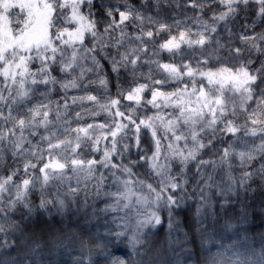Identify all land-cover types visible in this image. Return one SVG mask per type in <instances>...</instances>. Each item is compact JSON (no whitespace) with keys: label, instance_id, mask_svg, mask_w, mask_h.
<instances>
[{"label":"snow or ice","instance_id":"snow-or-ice-1","mask_svg":"<svg viewBox=\"0 0 264 264\" xmlns=\"http://www.w3.org/2000/svg\"><path fill=\"white\" fill-rule=\"evenodd\" d=\"M256 180L264 182V0H0L4 243L17 209L63 213L83 192L81 207L93 201L85 223L103 229L53 239L87 250L86 264L92 253L154 264L143 258L163 213L171 237L175 211L197 193V214L213 215V190L223 207ZM231 221L220 228L230 232ZM201 232L204 264H264V245L240 231L228 242L203 223ZM182 236L169 239L177 257L187 251ZM116 245L129 257L114 256Z\"/></svg>","mask_w":264,"mask_h":264},{"label":"trees","instance_id":"trees-1","mask_svg":"<svg viewBox=\"0 0 264 264\" xmlns=\"http://www.w3.org/2000/svg\"><path fill=\"white\" fill-rule=\"evenodd\" d=\"M160 59L162 62H168L169 54L161 53ZM105 67L107 68V65ZM112 92L115 93V88L112 89ZM57 95L59 94L57 93ZM145 95L150 98V94L146 93ZM148 114L151 115V112ZM99 119L102 120L103 117ZM142 144L145 148L149 147L147 135L144 136ZM129 158L133 160L138 158L135 148L131 150ZM203 158L211 157L205 155ZM192 168L195 169V167ZM135 171L143 174L146 172V168L140 167ZM219 178L220 174H217V179ZM84 195L81 192L77 198V204L70 205L63 213L57 212L53 207L47 209L21 207L13 212L11 219L14 226L4 237L9 243L0 240V264H86L82 257L90 255L87 250H81L75 244L69 245L67 241L60 244L53 239L54 235L58 239V234L62 232H79L88 236L98 227L103 229L102 222L85 223L93 211V201L89 194V206L81 207ZM228 197L230 200L226 201L222 207V197L213 192V203L215 207L219 205L221 210L220 212L215 210V214H207L203 218L196 212L198 199L190 202V211L184 210L183 213L176 210L174 219L176 227L180 231H172L171 237L167 213H163L164 222L151 230L149 255L143 259L145 261L153 260L154 264H177V260L180 261V264H204L207 251L203 247L205 241L201 238V223L208 229L216 228L218 235H222L224 241L228 242L233 237L220 228L227 218H232L231 223L237 225V231H240L241 235H246L251 240L253 247L259 248L264 245V182L256 180L247 190H239L229 194ZM32 199L34 204H39L38 194L33 195ZM104 204L105 200L95 201L96 208H101ZM203 211L205 212L207 209ZM182 233L188 240L187 251L177 257L169 247V239L176 236L183 238ZM111 251L114 256L120 258H128L130 255L129 248L124 245H116ZM76 257H81V259H75ZM87 264H108V261L92 253Z\"/></svg>","mask_w":264,"mask_h":264},{"label":"rangeland","instance_id":"rangeland-1","mask_svg":"<svg viewBox=\"0 0 264 264\" xmlns=\"http://www.w3.org/2000/svg\"><path fill=\"white\" fill-rule=\"evenodd\" d=\"M211 158L214 159V157H211ZM189 167L191 168V173L189 174L188 191H189V195L191 196L192 195V190L195 187V183H196V178L192 176V173H195L196 169L192 168V167H194L193 165H190ZM213 192L216 194L215 190H213ZM196 199H198V193L196 194V196H194L193 198H191V199H189L187 201L189 203L186 202L182 207H180L179 209H177V212L179 211V212H183L184 213V210L190 211V202H193ZM229 200H230V198L227 197V200L226 201H229ZM215 210H217V212H220V210H221L220 206L219 205L216 206L215 207ZM207 212H208V210L204 212V215L201 216V218H203L204 216H207ZM198 216H199V214H198ZM236 226L237 225H235V224L232 223V227L230 229V232H227L229 234V236L233 237L231 231H237L238 228Z\"/></svg>","mask_w":264,"mask_h":264}]
</instances>
